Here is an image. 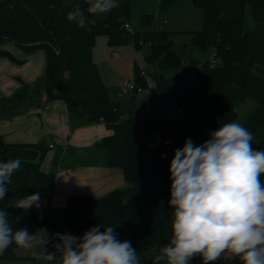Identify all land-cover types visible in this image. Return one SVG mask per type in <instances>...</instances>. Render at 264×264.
<instances>
[{
	"label": "trees",
	"instance_id": "trees-1",
	"mask_svg": "<svg viewBox=\"0 0 264 264\" xmlns=\"http://www.w3.org/2000/svg\"><path fill=\"white\" fill-rule=\"evenodd\" d=\"M180 1L186 0H158L157 11L163 14L164 25L166 13ZM187 1L202 12L203 26L198 31H166L156 27L155 14L147 12L142 15L141 24L147 27L154 22L155 27L136 31L131 23L132 0H117L118 6L104 14L88 12L91 0H0V59L24 62L6 49L7 44L20 48L26 55L44 50L47 57L46 74L40 84L24 85L10 104L1 107L10 105L14 109L30 92L37 95L44 88L49 102H65L69 111L88 123L103 120L113 134L97 142V147L104 153L109 167L123 169L129 184L128 188L103 197L70 196L64 207H53L57 169L64 161V152H58L52 170L45 173L41 169L48 152L44 143L13 145L0 137V160L21 161L20 168L7 183L6 197L0 200V211L9 213L14 231L50 228L49 246L53 252L52 245L59 243L53 239L57 233L82 237L97 225H103L101 231L114 227L122 242L131 241L141 264H154L152 249L158 252L173 237L169 168L174 151L182 149L189 138L197 146L203 144L219 127L236 122L239 109L249 102H254L255 108L246 115L243 126L254 135L253 149L264 150V0ZM77 4L86 16L84 27L67 19ZM176 34H189L190 45L199 53L214 50L213 62L188 58L191 67L201 64L197 81L182 74L174 73L170 77L165 74L178 73L187 63L175 50ZM100 35L107 38L113 49L129 43L136 50L147 47L145 61L150 70L141 72L135 64L134 78L143 87L147 86V77L152 78L155 98L165 112L184 109L182 119L171 125L179 135L170 157L161 158L162 147L147 149L162 120L136 114L125 116L120 103L110 99L93 58L96 38ZM32 152L38 155L34 158ZM36 192L41 194L39 209L23 211L15 207L18 199ZM17 250L15 244L11 245L0 256V262L18 260ZM190 264L204 262L196 256Z\"/></svg>",
	"mask_w": 264,
	"mask_h": 264
},
{
	"label": "clouds",
	"instance_id": "clouds-1",
	"mask_svg": "<svg viewBox=\"0 0 264 264\" xmlns=\"http://www.w3.org/2000/svg\"><path fill=\"white\" fill-rule=\"evenodd\" d=\"M117 6V0H91L88 12L104 14ZM67 19L79 27L86 23L78 4ZM253 140L251 131L231 122L203 144L197 146L189 138L174 151L169 168L173 237L158 252L152 249L154 264H190L196 256L213 264L222 254L243 264H264V150H254ZM20 165L19 159L0 160V200ZM15 207L39 209L41 194L18 199ZM8 215L0 211V256L13 244L24 250L39 245L38 258L46 264H141L131 241L122 242L114 227L101 231L103 225H97L82 237L57 233L53 239L59 243L49 252V240L39 239L27 228L14 231Z\"/></svg>",
	"mask_w": 264,
	"mask_h": 264
},
{
	"label": "crops",
	"instance_id": "crops-1",
	"mask_svg": "<svg viewBox=\"0 0 264 264\" xmlns=\"http://www.w3.org/2000/svg\"><path fill=\"white\" fill-rule=\"evenodd\" d=\"M6 49L17 60L24 62L17 64L7 58L0 59V137L5 143L13 145L44 143L48 152L41 169L45 173L52 170L58 152H64V161L57 169L53 207H64L70 196L98 198L128 188L123 169L109 167L104 153L97 147V142L113 134L104 122L88 123L79 114L69 111L65 102H49L44 88L37 95L30 92L26 100L14 109L10 105L1 107L4 103L10 104L13 97L23 91L24 85L31 87L38 84L47 70L44 50L26 55L12 44H7ZM93 58L99 70L102 66L105 72L108 71L117 79L116 72L111 70L112 65L108 62V59L113 61L119 58L116 51L105 52V56L101 53L97 55L94 51ZM100 73L105 81L106 74ZM165 118L168 119L166 115ZM51 145H54L53 149H50ZM29 233L47 240L50 229L35 228ZM40 247L37 245L32 250L18 248V260L0 264H42L44 261L38 258ZM47 248L51 252L50 247Z\"/></svg>",
	"mask_w": 264,
	"mask_h": 264
},
{
	"label": "rangeland",
	"instance_id": "rangeland-1",
	"mask_svg": "<svg viewBox=\"0 0 264 264\" xmlns=\"http://www.w3.org/2000/svg\"><path fill=\"white\" fill-rule=\"evenodd\" d=\"M148 1V2H147ZM158 0H144L141 3V0H132V27L136 31H144V30H152L155 27L154 22L150 26H143L141 24V18L144 13H151L155 14L157 24L156 27L164 28L166 31L171 32H193L198 31L203 26V15L202 12L196 8H194L190 2L180 1L176 2L172 5L169 9L168 13H166V20L167 23L164 25L163 21V14L160 13L157 6ZM191 37L189 34H176L173 37L174 47L175 50L178 52L179 56L187 61L186 65L189 68H194L193 70L201 71L202 67L200 63L194 67L192 63L189 61L188 58L190 57H197L199 61H211L213 62L215 54L214 50H210L207 53H199L192 48L190 45ZM186 47V48H185ZM94 51L97 53H101L105 56L106 53H113L116 51L119 58L117 60L108 62L112 65V71L116 72L117 79L109 73L108 71L105 72L104 68L100 66V71L103 72L105 75V85L107 87V91L109 97L112 101L119 102L121 105V109L123 110L125 116L128 114H136V115H146V111L152 109V114L147 115L148 119H156L157 114L160 112V109L155 104V84L151 77H147V86L150 88L151 92L143 95H136L133 93L128 92L124 86L126 82L131 81L134 79V65L138 67L139 71L141 72H149L150 67L147 65L145 58L148 54L147 47H142L139 49H135L132 43L127 45L121 46L113 50L109 48L108 40L105 36L100 35L96 38V43L94 47ZM191 63V64H190ZM99 66V65H98ZM174 73L182 74L183 76L188 75V70L183 67L178 73L177 71H167L165 72L166 76L170 77ZM175 75V74H174ZM177 76V75H176ZM103 78V77H102ZM178 82L173 81V85H176ZM40 84V83H39ZM37 85V84H36ZM37 89V88H36ZM33 88L34 91H36ZM126 90V91H125ZM255 108L254 102L247 103L246 106H243L238 111V118L236 122H239L243 125L245 121V117L248 113H250ZM168 114H165L168 119L162 120L160 126L158 127L157 135L160 136L162 140H167L168 137L173 135L177 137L179 132L177 130H172L171 125L173 122H178L182 119V116L177 112L176 108L167 109ZM166 112V113H167ZM170 119L172 121L170 122ZM36 149V148H35ZM101 153V152H100ZM32 157L38 155V153L32 152L30 154ZM50 229V228H49ZM49 240V238L47 239ZM50 241V240H49ZM34 264V263H30ZM42 264H46L43 262Z\"/></svg>",
	"mask_w": 264,
	"mask_h": 264
},
{
	"label": "built area",
	"instance_id": "built-area-1",
	"mask_svg": "<svg viewBox=\"0 0 264 264\" xmlns=\"http://www.w3.org/2000/svg\"><path fill=\"white\" fill-rule=\"evenodd\" d=\"M125 28L127 30L131 31V29L128 25H126ZM183 66L188 70V75L185 77H187L189 80L197 81L198 76H199L198 71L193 70L194 68H189L186 65V63H184ZM141 75L143 77V76H145V73H142ZM125 89L128 92L136 94V95H143V94H147V93L151 92V90L148 86L143 87V86L139 85L135 78L131 81L126 82ZM155 104L160 109V112L157 114V118L164 120L165 119V112L161 108L159 99L157 97L155 98ZM176 110L181 116L183 115V113H184L183 108H176ZM151 114H152V109H149L146 111V115H142V116H147V115H151ZM101 122H103V120H101ZM175 141H176V137H174L173 135L168 137L167 140H162L160 138V136L156 134L151 139V141L148 142L147 149L148 150H156L159 147H162L164 150L161 153V158L166 159L167 157H170L172 155L173 150L175 148ZM53 148L54 147L51 145L50 149H53ZM49 245H50V241L46 246L50 247ZM213 264H243V262L241 260H239V258H225V256L222 254V257L220 259H218L217 261L213 262Z\"/></svg>",
	"mask_w": 264,
	"mask_h": 264
}]
</instances>
